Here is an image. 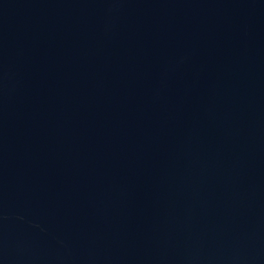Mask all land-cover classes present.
Wrapping results in <instances>:
<instances>
[{
  "label": "water",
  "instance_id": "1",
  "mask_svg": "<svg viewBox=\"0 0 264 264\" xmlns=\"http://www.w3.org/2000/svg\"><path fill=\"white\" fill-rule=\"evenodd\" d=\"M0 264H264V0H0Z\"/></svg>",
  "mask_w": 264,
  "mask_h": 264
}]
</instances>
